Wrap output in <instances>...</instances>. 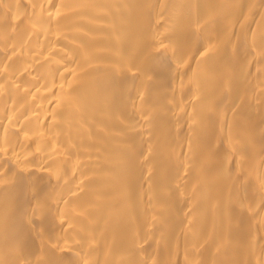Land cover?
I'll list each match as a JSON object with an SVG mask.
<instances>
[{
  "label": "bare ground",
  "instance_id": "bare-ground-1",
  "mask_svg": "<svg viewBox=\"0 0 264 264\" xmlns=\"http://www.w3.org/2000/svg\"><path fill=\"white\" fill-rule=\"evenodd\" d=\"M0 264H264V0H0Z\"/></svg>",
  "mask_w": 264,
  "mask_h": 264
}]
</instances>
